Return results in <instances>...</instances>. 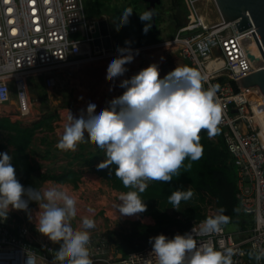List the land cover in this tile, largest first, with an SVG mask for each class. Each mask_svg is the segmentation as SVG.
I'll list each match as a JSON object with an SVG mask.
<instances>
[{"label": "built area", "instance_id": "2783aa9c", "mask_svg": "<svg viewBox=\"0 0 264 264\" xmlns=\"http://www.w3.org/2000/svg\"><path fill=\"white\" fill-rule=\"evenodd\" d=\"M198 1L183 0L187 8L185 23L160 45L170 46L179 59L186 61L184 66L205 74V88L209 84L220 85L217 97L222 119L218 128L236 169L240 213L249 215L253 225L247 235H240L241 230L235 235L223 226L219 234L195 238L198 243L207 242L217 249L221 245L233 247L237 253L234 264H257L248 252L254 245L264 249V139L260 136L264 127V94L257 86L240 87L238 83L237 79L253 73V68L236 25L224 23L220 13L217 21L206 24ZM210 1L216 6L214 0ZM102 21L106 35L101 32ZM115 35L106 14L88 16L82 0H0V113L30 121L34 106L40 101L30 98L29 80L42 77L47 88H51L57 68L118 55ZM104 37L109 38L108 48L104 47ZM145 68L128 72L132 77ZM14 215L10 210L7 219L0 218V264H28L29 258L31 264H52L60 246L49 239H33L30 226ZM203 220H192L178 234L191 232ZM87 247L92 264H156L152 245L118 258L119 251L111 248L102 231L90 235Z\"/></svg>", "mask_w": 264, "mask_h": 264}, {"label": "clouds", "instance_id": "9594fccd", "mask_svg": "<svg viewBox=\"0 0 264 264\" xmlns=\"http://www.w3.org/2000/svg\"><path fill=\"white\" fill-rule=\"evenodd\" d=\"M125 9L119 18V27L129 22L132 14ZM152 10L140 14L145 25V33L151 27ZM129 43L126 41V44ZM119 55L107 68L106 79L114 81L123 76L128 69L126 64L133 62L138 50L118 48ZM208 77L200 70L189 66H178L163 80L159 69L152 64L130 79H124L120 87L126 89L122 95L112 99L109 107L96 114V105L89 103L86 114L79 118L69 111L63 134L56 144L62 151H76L85 139L103 150L107 159L100 168L116 165L115 176L125 188L132 189L119 196L117 205L123 216H133L146 211L141 199L147 187L146 181L171 182L179 174L186 159L196 161L203 154L200 143L202 130L213 138L218 132L222 119V106L217 92L219 84L204 87ZM260 136L264 139V127ZM191 164L187 168H191ZM191 188L177 189L168 198L173 208L179 210L181 201L192 199ZM26 197V198H25ZM39 205L37 231L54 243L60 244L52 264H92L88 244L90 233L96 222L91 215L80 219V229H74L72 221L78 215L77 200L62 185L53 184L41 189L25 188L16 176L12 157L0 153V218L7 219L12 209L27 211L29 202ZM92 209H88L92 213ZM239 211V209H234ZM221 207L214 216H208L191 232L176 234L169 239L161 234L149 239L156 264H234L237 254L233 247L221 245L217 249L210 243L200 242L196 236L219 234L224 225L230 222ZM250 259L260 264L264 260V249L254 245L248 252ZM28 264H31L29 258Z\"/></svg>", "mask_w": 264, "mask_h": 264}, {"label": "trees", "instance_id": "16d2710c", "mask_svg": "<svg viewBox=\"0 0 264 264\" xmlns=\"http://www.w3.org/2000/svg\"><path fill=\"white\" fill-rule=\"evenodd\" d=\"M139 1L141 0L124 2L126 9L131 7L136 8ZM95 2L97 5H101L98 1ZM176 6L185 7L183 0H177L176 2L175 0H170L169 7ZM160 7H162V0L153 9L155 28L150 27L146 33L143 22L138 17H131L130 22H137L139 26L134 32L136 40L131 45L144 44L146 43V39L152 37V34L157 32V25L162 19ZM97 9L96 12L92 13H104L99 11V7ZM121 15L122 13H120ZM183 24V21L177 20L174 27L179 28ZM129 29L131 31V28ZM130 31L128 34L133 37V33ZM116 35L118 37V33ZM119 45H121V42ZM177 63L178 65L175 68L187 64L183 59H178ZM171 68L172 65L164 68L162 75L159 76L160 79L164 77L165 73L174 70V68ZM41 105L42 114L32 121L23 122L13 120L9 116L0 117V153L7 152L8 154L17 155V162L20 168L17 179L24 187L32 177L41 182L46 180L56 183L71 181L74 185H77L80 180L82 167L87 166L88 168L98 170L108 180L112 189L122 193L132 190L125 188L122 181L115 176L116 165L110 164L104 168H100L99 165L94 166L102 150L97 148L94 151H85V139L80 143L78 151L66 155V157L70 158L67 167L58 172L42 171L40 166L33 162L32 158V154L35 152L33 148L34 136L37 132H43L39 141L45 146L43 150L44 155L48 156L52 145V140L49 139L48 134L54 131L53 123L58 119V112L56 108L49 109L48 104L45 103V98L42 100ZM200 136V143L203 147V154L200 159L196 161L186 159L184 167L180 169L178 175L173 176L171 182H146L147 187L143 193H140V197L144 200L147 209L139 213V216L146 217V221L151 218L153 222L127 221V227H119L118 230L112 229L106 232L108 241L114 249L125 255L131 251L140 250L152 245L149 243L151 237L163 234L172 239L176 234L185 230L192 220L214 216L221 207L225 208L224 214L230 217V222L224 226L227 229L230 226H236L237 230L243 231L240 235L248 234L249 229L253 225L251 217L240 213V210L234 211V209H239V202L236 199L237 175L230 155L224 145L222 132L218 128L217 134L210 139L207 131L202 130ZM57 149V147L54 148L55 151ZM189 163L192 165L190 169L187 168ZM75 166L78 168L75 169ZM189 188L194 192L192 199L181 201L179 210L173 208V205L168 202L170 195L177 189L186 191ZM15 218L17 220L20 219L19 216H15Z\"/></svg>", "mask_w": 264, "mask_h": 264}, {"label": "rangeland", "instance_id": "374dc122", "mask_svg": "<svg viewBox=\"0 0 264 264\" xmlns=\"http://www.w3.org/2000/svg\"><path fill=\"white\" fill-rule=\"evenodd\" d=\"M82 1H83L84 10L88 16H90L91 14L93 15L92 12H96L98 10L97 9L98 7H99L100 12H104V14H106L108 19L110 20V23H112L114 30L116 31V33H118V37H117V35H115V37H114L116 39V44H117V40H118V48H129V47L135 48L132 50H135V51L138 50V55H140L141 53L146 52V51L151 52V51H157L158 50V51L163 52V53L168 52L167 55L164 54L166 59L160 57V59L158 60L159 65H164L168 61H171V59H172L171 56L176 57L175 56L176 54L168 48L170 46L160 45V44L168 41L169 39H171L176 34L178 28H175L174 26H175L177 20L183 21V23H185V18H186L185 16L187 14V8L186 7H177L178 5L176 7H169L170 6V0H162V7H160V9H159L162 19L157 25V32L153 33L152 37H150V38L147 37L148 39H146V43L141 44V45H137V46H133V45H131V43L134 40H136L134 32L136 29H138L139 26L137 25V22H132V23L130 22L131 17L132 16L138 17L140 19V14L144 13L146 10V3L145 2L139 1L136 8L131 7L130 9L133 12H132L131 16L128 18L129 22L126 25L119 27V30H117V26H118L117 21L121 17L120 13L124 12V10L126 9L125 3L129 0H82ZM95 1H98L101 5H97ZM176 1L177 0H175V2ZM197 4L199 6V10H200V13L202 15V18L206 24H210V23H213V22L218 20L219 12H218L217 7L214 5V3L212 1H210V0H199L197 2ZM94 7H96V8H94ZM147 23H148V21H144L143 26L145 27V25ZM151 27H152V24H151ZM129 28H131V31ZM127 30H129L130 32L133 33V37L128 34L129 31H127ZM126 41L129 43L126 44ZM120 42H121L122 46L119 45ZM118 48H116V49H118ZM118 55H116L114 57V59L117 58ZM57 69H59V68H57ZM169 73H170V71L165 73L163 75L164 78ZM130 78L131 77L126 72L123 76H121L120 78H117L116 81L120 82L121 79L124 80V79H130ZM31 79L32 80H30V82H29V92L31 93V91H33V89L36 88V90L38 91L36 98L40 101V104L37 105V108L35 109L34 114L31 116L30 121L37 119L42 114L41 103H42V100L44 98H45V103H47L49 105L48 106L49 109H53V106L56 107L59 105L57 102H55V101H57L55 98H53L51 95H46V93H45L46 88L45 87H47V86L45 85V83H44L45 86L43 88H41L40 84L37 86L38 82H36V85H35L33 78H31ZM161 80H163V78H161ZM50 96L52 98H50ZM68 97H69V95H67V98ZM70 107H71V104L68 107L69 110H70ZM64 110L68 111V109H64ZM62 111L63 110H59L57 112L60 114ZM1 112H3V110ZM83 113L86 114V111H84ZM68 114H69V112H68ZM0 116H4V115H2L0 113ZM60 120L61 119H59V121ZM56 121H58V119ZM56 121H55V123H56ZM59 127H60V125L56 123L54 126L55 133H56V131H59ZM42 133L43 132H37L36 135L34 136L35 140L33 143V147H34L35 152H33V154H34V157L36 159H33V162L36 164L38 163V165L39 164L43 165L44 163L48 162V160H52V162H54V163L62 160L61 152H57V154L54 157H49V158L46 157V155H44L43 149L45 148V146L40 144V142H39ZM85 136H86L87 140H85L84 145L86 147L90 146L91 148L96 149L97 146L88 140V133L87 132H85ZM104 158H102L101 161H103V160L105 161L107 159V158H105V159ZM103 162H101V163H103ZM67 165L58 164L57 166H55L53 168L48 167V169H43V170L44 171L58 172L57 170H61L64 167H67ZM81 171H82L81 172V178L82 179H81V181L79 183V187L77 189H72L70 186H67L64 183H58V185H62L65 188L69 187L70 191H71L70 194L73 195L76 198V200H78V199L84 200L83 203L78 202L79 200L77 201V209L79 211V214L71 222L74 229H77V224L80 222V220L78 218L81 219V217L88 212V209L93 210L91 215L93 214V212H95L96 217L105 221L103 219V217H104V215H103L104 206H102V204H99L100 202H97V200L100 199L101 196H105L112 203H115V205H118L120 203L119 196L122 193V192L111 189L109 182L98 173V170L93 171L91 169H88L85 166L82 168ZM86 172H87V174L88 173L94 174V172H95L96 174H98L100 181H97V183L93 184V185L89 184V181H87L86 177H84V173H86ZM146 182H148V181H146ZM51 185H53V184H48V182L43 183V182L36 181L33 184L28 185V187L41 189V188L48 187ZM28 187H26V188H28ZM103 204H105V203H103ZM109 208H111V209H108L109 214L107 213V216L109 215L110 217H113L115 220L114 222H116L118 220L121 221L122 217L120 216L121 214L119 213V210L117 209V207H115L113 209L110 206ZM18 211H22L25 218H27L29 216L32 221H35L37 223V214L39 213L40 209H39V205L36 202L30 201L29 202V208L27 211H23V210H18ZM123 217H127V218H124L125 220H131L132 221V220H138V217H140V216L137 213L133 216H123ZM144 219L145 218H142L143 223H147V222H145ZM237 229L238 228L236 226H230L228 228V230L234 231L235 235L239 234V233H236ZM61 243H62V241L60 243H54V244L59 245Z\"/></svg>", "mask_w": 264, "mask_h": 264}, {"label": "crops", "instance_id": "0c3cea01", "mask_svg": "<svg viewBox=\"0 0 264 264\" xmlns=\"http://www.w3.org/2000/svg\"><path fill=\"white\" fill-rule=\"evenodd\" d=\"M116 45L118 48V41H117ZM131 49H134V48H131ZM133 52H135V50H133ZM167 53H165V52L163 53V52H160L158 50L157 51H151V52L146 51V52L141 53L140 55H135L133 62L126 64L125 67L129 71L132 69H136L137 67H141V66L148 67L152 64H156L158 66L159 65L158 60L160 59V57L166 59L165 55H167ZM175 56L176 57L171 56V58H172L171 61H168L164 65L158 66L159 76L162 74V71L164 70V68H168L171 65H172L171 69H173V68H174V70L176 69L175 66L178 65L177 61L179 58L177 55H175ZM114 57L115 56L84 62L78 66H63V67H60L59 69H56L54 71L55 85L51 88L45 87L46 88L45 93H46V95H51L53 98H55L57 100L55 102H57L59 105L56 107L53 106V108H56L57 111H59V110H63V111L60 114L58 113V121H56V123L60 125L59 131H56V133H55V130H54L53 132L48 134L49 139L52 140V145H51L50 154H48V156H46V157H48V158L54 157L57 154L56 152H61L62 160L57 161L55 163L52 162V160H48V162L44 163L43 165L39 164L40 169L42 171H44L43 169H48V167L53 168V167L57 166L58 164L67 165L70 158L66 157V155L68 153L75 152V151H62L60 149H57L56 151L54 150V148L56 147V144L58 143V141L60 140V138L63 134L64 125H65V123L68 122L67 118L69 116V114H68L69 111L72 113L73 116L79 118V116L82 113V110H83V112L86 111L88 104L94 103L97 106L96 107V114H99L102 110L109 107V102L112 99L122 95L123 92L126 90V89L121 88L119 86L123 79H121L120 82L116 81L117 78L114 81H108L106 79L107 68H108L109 64L111 63V61L114 59ZM128 71H127V74L129 75ZM170 72H172V70H170ZM163 79H164V77H163ZM30 80H32V79H30ZM30 80H29V82H30ZM33 80L35 82V85H36V82H38L37 86L39 84H40L41 88H43L45 86L42 77H34ZM37 94H38V91L36 90V88L33 89V91H31V93L29 92V96L32 100L37 99L36 98ZM67 95H69L68 98H67ZM51 96H50V98H52ZM70 104H71V107L69 110L68 107ZM34 108L36 109L37 105H35ZM35 109H34V112H35ZM64 109H68V111H65ZM4 116H9V115H4ZM0 117H2V116H0ZM9 117H11L13 120H17L13 116H9ZM59 119H61V120L59 121ZM56 123L55 122L53 123L54 126ZM42 135H43V133H42ZM85 140H87L86 136H85ZM79 147H80V143L78 144L76 151L79 150ZM87 150L94 151L95 149L91 148L90 146H88V147L85 146V151H87ZM9 155L12 157V165L16 169V176L18 177L20 168H19V165L17 162V155L16 154H9ZM104 157L107 158L105 152L102 150V151H100L99 158L96 160L97 162L94 163L95 164L94 166L101 165L102 164L101 162L104 161V160L103 161H101V160ZM32 158L36 159L34 157V154H32ZM83 167H85V166H83ZM74 168L77 169L78 167L75 166ZM88 169H91V168H88ZM91 170L95 171L94 169H91ZM57 171H60V170H57ZM98 173H99V171H98ZM84 177H86V180L89 181V184H92V185L96 184L97 181H100L98 174H96L95 172H94V174H91V173L87 174V172H86V173H84ZM103 178H105V177H103ZM81 179L82 178L80 176V180L77 183V185H74L73 182H71V181L62 182V183H64L67 186H70L72 189H77L79 187V183H80ZM36 181L37 180L34 177H32L28 181V183L26 184L25 188L28 187V185L33 184ZM38 182H41V181H38ZM47 182H48V184H58V183H56L54 181H50V180L43 181V183H47ZM66 188L71 193L70 188L69 187H66ZM78 202L83 203L84 200H79ZM97 202H100L99 204H102V206H104V208H103L104 209L103 219L105 221L96 217L95 212H93L92 215H91V213L87 212L85 215H91V217L96 222L95 228L88 230L90 235L96 234L100 231L106 233L108 230H112V229L118 230L120 226L127 225V223H126L127 221H131V220H125L124 218H127V217H123L122 215H120L122 217L121 221L118 220V221L114 222L115 220L113 217H110L109 215L107 216V213L109 212L108 209H111V208H109L110 206L113 209L115 207H117V205H115V203H112L107 197L101 196V198L98 199ZM103 203H105V204H103ZM12 210L15 214L14 216L21 217L30 226V228L32 230L33 239H35L36 241H39V242L49 239L47 236H45V235H43L37 231V228H36L37 223L35 221H32L29 216L27 218H25L22 211H18L15 209H12ZM78 214H79V211H78ZM142 218H146V217H138V220L143 222ZM78 219L80 220V218H78ZM144 220L147 223L153 222V220L151 218H150V220H147V221H146V219H144ZM79 228H80V222L77 224V229H79ZM56 246L59 247L60 244L56 245ZM111 248H113V247H111Z\"/></svg>", "mask_w": 264, "mask_h": 264}, {"label": "water", "instance_id": "95a60500", "mask_svg": "<svg viewBox=\"0 0 264 264\" xmlns=\"http://www.w3.org/2000/svg\"><path fill=\"white\" fill-rule=\"evenodd\" d=\"M146 3V10H152V28H155L153 9L160 0H141ZM224 22H233L237 35L251 62L253 73L238 80L240 87L257 86L264 94V0H214ZM102 34H107L105 22L100 23ZM104 47H110L108 37L103 39ZM99 43L98 40L95 41ZM122 253L117 252V257Z\"/></svg>", "mask_w": 264, "mask_h": 264}, {"label": "bare ground", "instance_id": "6f19581e", "mask_svg": "<svg viewBox=\"0 0 264 264\" xmlns=\"http://www.w3.org/2000/svg\"><path fill=\"white\" fill-rule=\"evenodd\" d=\"M225 23V22H224Z\"/></svg>", "mask_w": 264, "mask_h": 264}]
</instances>
